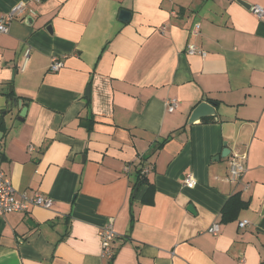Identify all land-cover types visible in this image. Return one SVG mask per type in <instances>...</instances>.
<instances>
[{
  "label": "crops",
  "instance_id": "obj_1",
  "mask_svg": "<svg viewBox=\"0 0 264 264\" xmlns=\"http://www.w3.org/2000/svg\"><path fill=\"white\" fill-rule=\"evenodd\" d=\"M21 1L36 14L0 32V168L55 203L0 215V264H264V18L246 6L264 0H0V17ZM204 101L216 114L190 123ZM236 194L249 206L223 221Z\"/></svg>",
  "mask_w": 264,
  "mask_h": 264
},
{
  "label": "built area",
  "instance_id": "obj_2",
  "mask_svg": "<svg viewBox=\"0 0 264 264\" xmlns=\"http://www.w3.org/2000/svg\"><path fill=\"white\" fill-rule=\"evenodd\" d=\"M40 2V0H34V2ZM253 13H255L259 18H264V7L260 5H252L250 8ZM26 12L31 15L36 14L35 9L32 6V2L21 1L15 4L11 10L0 17V32H7L10 23L17 17L23 16ZM201 25L199 23L195 24L193 33L199 34ZM187 52L191 55L201 54L206 56V52L196 46L195 44H189L187 46ZM30 58V48L25 51L23 63L19 67L20 70L24 71L26 69L27 63ZM64 66V62L59 57H53L51 62V70L59 71ZM178 99L172 98L166 102V109L168 112H173L178 106ZM245 155L238 156L235 155L231 157L229 162L230 176L231 179L236 180L241 177L246 172ZM183 183L185 186L194 187L197 185V178L193 173H189L183 178ZM55 201L52 197L45 195L43 193H36L32 197L22 195V197H17V192L11 178L7 173L0 168V215H5L11 212L27 211L32 206H41L44 208H51ZM250 224L248 219H243L239 221V226L245 228ZM220 231V224L215 223L209 228V232L213 234H218ZM102 240V255L107 258H113L115 255V250L112 246L113 241L117 237V232L115 231L112 223L108 224L101 229L100 232Z\"/></svg>",
  "mask_w": 264,
  "mask_h": 264
},
{
  "label": "water",
  "instance_id": "obj_3",
  "mask_svg": "<svg viewBox=\"0 0 264 264\" xmlns=\"http://www.w3.org/2000/svg\"><path fill=\"white\" fill-rule=\"evenodd\" d=\"M246 4V3H245ZM246 6L248 8H251L252 5L250 4H246ZM131 18V11L129 10H126V9H123L121 10L120 12V19L122 21H129ZM21 107L22 106V100L21 99H18V98H9L8 100V110H11L13 107ZM27 110H28V107L27 106H24L22 107L21 109V112H20V116H19V119L22 120L23 117L26 115L27 113ZM216 114V111H215V106L209 102H201L192 112L191 116H190V119H189V122L190 123H195V122H198L200 121L203 117H206V116H213ZM0 134H2V132H0ZM229 151V150H228ZM223 156H224V153H223ZM189 209H193L192 206H189Z\"/></svg>",
  "mask_w": 264,
  "mask_h": 264
},
{
  "label": "trees",
  "instance_id": "obj_4",
  "mask_svg": "<svg viewBox=\"0 0 264 264\" xmlns=\"http://www.w3.org/2000/svg\"><path fill=\"white\" fill-rule=\"evenodd\" d=\"M137 183L140 184H148L149 190L146 194V197H144V202H152L153 201V192L154 187L153 185L148 181V178L142 173V170L138 172V181ZM249 206V201H244L239 194H236L229 198L227 203L222 209V220L223 221H229L236 219L239 215V212L242 209H246ZM134 217V212H133Z\"/></svg>",
  "mask_w": 264,
  "mask_h": 264
}]
</instances>
